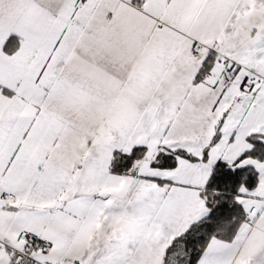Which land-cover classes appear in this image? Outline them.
I'll return each mask as SVG.
<instances>
[{
    "label": "snow or ice",
    "instance_id": "6c2138e0",
    "mask_svg": "<svg viewBox=\"0 0 264 264\" xmlns=\"http://www.w3.org/2000/svg\"><path fill=\"white\" fill-rule=\"evenodd\" d=\"M0 264H264V0H0Z\"/></svg>",
    "mask_w": 264,
    "mask_h": 264
}]
</instances>
